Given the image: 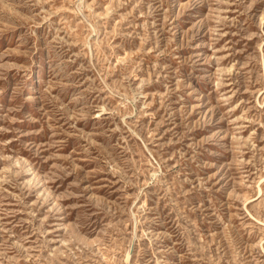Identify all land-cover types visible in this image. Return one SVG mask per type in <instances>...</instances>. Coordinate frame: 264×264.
I'll return each mask as SVG.
<instances>
[{
  "label": "rangeland",
  "instance_id": "obj_1",
  "mask_svg": "<svg viewBox=\"0 0 264 264\" xmlns=\"http://www.w3.org/2000/svg\"><path fill=\"white\" fill-rule=\"evenodd\" d=\"M0 264H264V0H0Z\"/></svg>",
  "mask_w": 264,
  "mask_h": 264
}]
</instances>
